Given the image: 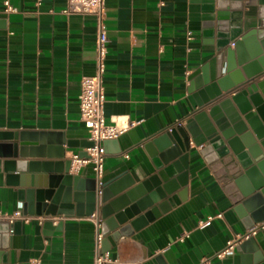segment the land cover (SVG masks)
<instances>
[{"label": "crops", "instance_id": "obj_1", "mask_svg": "<svg viewBox=\"0 0 264 264\" xmlns=\"http://www.w3.org/2000/svg\"><path fill=\"white\" fill-rule=\"evenodd\" d=\"M5 1L0 0V210L12 213L21 208L27 177L30 182L63 170L85 182L95 179L91 165L75 171L70 158L88 148L79 95L82 79L96 72L98 24L92 15L64 14L67 0H8L12 12ZM225 1L224 18L218 0H106L104 115L107 124L134 125L107 144L103 181L138 185L165 171L179 185L170 211L110 241L103 238L113 264H240L237 253L216 257L248 230L237 208L252 182L238 162L208 164L197 153L184 163L164 162L160 151L147 148L186 124L195 112L191 83L214 82L223 46L234 49L231 34L226 38L221 30L238 21L231 15L233 0ZM241 28L245 34L244 20ZM245 53L252 58L250 48ZM87 217H65L60 228L59 222H16L0 232V264H94L97 229ZM251 237L264 264V233ZM248 256L254 262V253Z\"/></svg>", "mask_w": 264, "mask_h": 264}, {"label": "water", "instance_id": "obj_2", "mask_svg": "<svg viewBox=\"0 0 264 264\" xmlns=\"http://www.w3.org/2000/svg\"><path fill=\"white\" fill-rule=\"evenodd\" d=\"M226 6L227 1L218 0L219 15L224 18L228 14L221 10ZM230 6L234 11L232 17L238 21L232 23V27L224 25L221 30L226 38L231 34L229 39H232L234 49L227 46L230 43L223 46L227 50L219 57L222 62L214 82L206 79L203 86L198 78L191 83L195 112L186 124L171 128L164 136L148 143L147 148L160 151L164 162L184 163L193 153L201 155L208 164L226 158L237 161L244 170V178L252 182L237 208L243 224L250 229L264 222V80L257 82L264 76V0H233ZM244 8L247 9L245 13ZM243 20L245 34L241 30ZM232 28L237 31L235 34L231 33ZM237 37L240 40L234 41ZM247 47L252 50L251 59L245 53ZM257 58L258 61H254ZM110 142H104L105 150ZM91 146V141L83 145ZM63 155L64 152L60 157ZM10 164L13 167L12 162H7L8 166ZM185 177V174L181 176L183 185ZM27 179V184H22L20 190L24 198L19 203L24 214L49 218L89 217L97 213L102 221L101 233L107 241L111 240V235L117 238L127 233L130 226L138 229L170 211L172 196L179 189L165 171L138 185L133 180L105 183L100 198L95 179L85 182L80 176L63 170L47 176H34L30 182L29 177ZM44 224L49 227L53 222L46 220ZM58 225L60 228L62 222ZM13 226L0 222V232H8ZM260 231L264 233V229ZM105 243L104 239L102 247ZM105 251L102 248V252ZM250 252L255 256L252 263L248 256ZM235 253L241 255L240 264H259L261 260L260 248L253 237L241 240L231 256Z\"/></svg>", "mask_w": 264, "mask_h": 264}, {"label": "built area", "instance_id": "obj_3", "mask_svg": "<svg viewBox=\"0 0 264 264\" xmlns=\"http://www.w3.org/2000/svg\"><path fill=\"white\" fill-rule=\"evenodd\" d=\"M7 12L14 11L11 8L8 0L4 2ZM37 4H41V0H37ZM106 12V0H67V7L63 10L66 15L81 14L92 15L98 24V36L96 42V72L93 76L84 77L81 82V92L79 95L80 119L88 130L89 141L93 146L85 149L81 154H72L70 161L73 170L78 171L81 167L91 165L95 175L97 184V195L100 198L103 191L104 168L107 157V152L104 147V142L117 139L121 134L126 132L132 125H110L106 123L104 115L105 93L103 86V78L106 71L105 60L108 52V38L103 27V21ZM191 70H187V75ZM178 123L177 126H180ZM170 130V129H169ZM125 157H128L125 155ZM66 219L64 216L59 217H40L36 215L24 214L22 209L15 210L12 213L3 212L0 210V222H7L14 225L16 222L29 224L32 221H37L42 224L43 221L50 220L53 223L62 222ZM87 219L93 221L96 226V244H95V259L94 264H113V261L107 253L102 252L103 235L101 233V219L97 213H93ZM264 229V222L258 223L247 230V233L239 236L234 241L228 243L227 247L216 255L217 258L230 256L235 251V246L241 240L248 239L258 231ZM206 263H209L207 260ZM30 264H40L34 260ZM142 264V263H139Z\"/></svg>", "mask_w": 264, "mask_h": 264}]
</instances>
